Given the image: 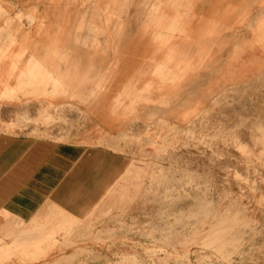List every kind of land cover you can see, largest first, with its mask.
Returning a JSON list of instances; mask_svg holds the SVG:
<instances>
[{
  "label": "rangeland",
  "instance_id": "374dc122",
  "mask_svg": "<svg viewBox=\"0 0 264 264\" xmlns=\"http://www.w3.org/2000/svg\"><path fill=\"white\" fill-rule=\"evenodd\" d=\"M67 1L20 0L19 22L29 26L30 8L36 16L41 14L36 7L77 6ZM79 1L77 15L94 26L73 29L90 40L86 50L77 49L82 44L70 48L64 60L77 64L83 79L93 73L97 48H108L111 37L101 12L89 9L94 0ZM127 1L123 18L129 26L142 4L164 2ZM199 11L198 45L187 39L163 70L164 77L169 70L181 73L176 96L158 89L164 77L152 74L153 63L164 59L135 66L148 86L139 91L142 97L118 100L116 109L128 113L116 133L106 132L100 122L97 133L93 130L86 109L92 100L82 104L63 96L51 102L29 88L19 93L25 107L1 122L2 131L55 141L84 136L87 144L113 156L118 171L83 220L61 227L35 215L30 226H19V237L0 244L8 252L0 264L13 255L36 264H264V0L202 3ZM142 14L146 18L148 11ZM42 32L34 28L39 38ZM111 62L110 56L101 75H90L82 100ZM47 86L53 96L59 94ZM107 174L109 169L99 183Z\"/></svg>",
  "mask_w": 264,
  "mask_h": 264
},
{
  "label": "crops",
  "instance_id": "0c3cea01",
  "mask_svg": "<svg viewBox=\"0 0 264 264\" xmlns=\"http://www.w3.org/2000/svg\"><path fill=\"white\" fill-rule=\"evenodd\" d=\"M225 1L239 0H164L162 4L160 1L142 4L139 14L133 16V25L129 26L123 18L127 0H94L89 9L96 8L101 12L111 44L108 48L104 47L107 49L104 53L101 52L104 48H97L99 52L94 55L93 73H89L88 78L79 79L77 64L65 62L64 59L67 51L75 49V45L82 44L77 49L86 50L83 46L90 40L85 35L72 32L74 28L91 27L92 22H86L87 19L85 21L83 16L77 15L81 10L78 5L80 1L72 0L78 7L66 3L48 11L47 8L36 7L37 13L41 12L36 16L35 11L27 9L29 26H25L26 23L22 20L24 25L19 22L20 15H17L22 7L20 0H0L1 245L19 237L16 235L18 227L30 226L31 218L35 215L55 220L61 227L83 220L85 211L89 210L101 189L118 171L116 166H112L113 156L87 144L84 136L76 134L69 136L68 140L55 141L10 135L2 131L1 122H7L9 115L20 113L25 107L22 105L25 97L19 93L23 94L29 88L30 93H44L43 97L51 102H60L63 96H71L82 104L92 100V106L86 109L91 116L93 130L97 133L95 124L100 122L106 132L116 133L115 128L121 129L123 126L122 114L128 113L116 109L118 100L122 97H142L139 91L148 86V83H144L147 81L140 79L142 74L135 66L144 68L149 64L147 60L161 57L163 61L153 63L152 74L164 77V67L170 66L168 61L174 58L176 51L181 50L187 39L193 45L199 43L194 38L198 28L196 18L199 4ZM142 11H148L146 18ZM183 12L190 14L184 15ZM185 16H189V20L180 19ZM77 19L81 20L78 24ZM36 27L44 29L40 38L34 34ZM100 31L102 35L103 31ZM169 45H173L171 51ZM110 56L113 62L105 77L96 80L94 83L99 82L93 85V89L90 88V94L82 100L80 92H86L90 75L102 73L101 66L104 69L109 66ZM135 59L140 60L139 64L138 61L135 64ZM186 65L191 70L192 64ZM180 74L179 70H169L160 80L158 89L172 91V97H175L177 86L181 83ZM47 85H51L52 90L60 89L59 94L53 96V91L45 89ZM28 103L36 107L32 99ZM130 104L128 108H131ZM107 169L109 174L99 183V178ZM87 187H90L89 192ZM44 209L46 211L42 213ZM6 253L1 249L0 259H4L3 254ZM10 258L12 261H3L2 264H36V260L21 263L18 261L20 257L15 255Z\"/></svg>",
  "mask_w": 264,
  "mask_h": 264
},
{
  "label": "bare ground",
  "instance_id": "6f19581e",
  "mask_svg": "<svg viewBox=\"0 0 264 264\" xmlns=\"http://www.w3.org/2000/svg\"><path fill=\"white\" fill-rule=\"evenodd\" d=\"M228 3H229V2H228ZM224 4H225V3H224ZM224 4H223V5H224ZM200 5H201V4H200ZM230 6H231V5H230ZM225 7H226V6H225ZM200 8H201V7H200ZM229 8H230V7H229ZM210 10H211V9H210ZM210 10H209V11H210ZM224 10H225V9H224ZM221 11H222V10H221ZM199 12H200V11H199ZM212 12H213V11H211V13H212ZM201 14H202V13H201ZM206 14H207V13H206ZM206 14H205V15H206ZM208 15H209V14H208ZM214 15H216V14H214ZM206 16H207V15H206ZM207 17H208V16H207ZM215 17H216V16H215Z\"/></svg>",
  "mask_w": 264,
  "mask_h": 264
}]
</instances>
